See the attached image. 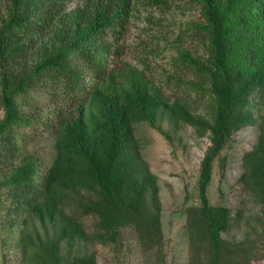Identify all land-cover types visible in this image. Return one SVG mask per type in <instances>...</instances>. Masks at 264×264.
I'll list each match as a JSON object with an SVG mask.
<instances>
[{"label": "trees", "instance_id": "16d2710c", "mask_svg": "<svg viewBox=\"0 0 264 264\" xmlns=\"http://www.w3.org/2000/svg\"><path fill=\"white\" fill-rule=\"evenodd\" d=\"M70 1L13 0L8 19L2 20L0 154L8 158L20 153L25 129L40 134L57 130L59 139L49 168L42 171L36 159H25L7 181L0 178V188L10 187L19 208L44 220L47 213L54 218L67 191L97 187L96 200L85 212L99 217L104 235L119 236L122 228L134 226L144 248L162 251L158 181L141 166L135 126L147 121L155 127L158 110L167 107L199 136L211 133L199 179L201 205L192 209L189 227L211 247L208 264H237L240 258H230L242 254L245 245L222 238L231 228V212L212 206L208 190L230 136L255 125L257 110L260 138L245 155L243 178L264 206V0H187L201 7L204 22L194 29L203 33L207 53L179 52L177 68L197 80L180 79L185 89L172 105L152 75L125 64L123 51L109 40L123 37L132 0H85L68 14ZM147 1L160 8L176 0ZM44 87L52 90L47 110L19 109L18 97ZM189 91L203 94L209 112L193 113L184 96ZM81 95L92 108L89 122ZM61 238L70 244L89 239L72 217L66 219ZM65 264L97 262L94 256H77Z\"/></svg>", "mask_w": 264, "mask_h": 264}, {"label": "rangeland", "instance_id": "374dc122", "mask_svg": "<svg viewBox=\"0 0 264 264\" xmlns=\"http://www.w3.org/2000/svg\"><path fill=\"white\" fill-rule=\"evenodd\" d=\"M13 5V0H0V29ZM84 5L85 0H71L66 13ZM203 22L201 7L187 0H176L160 8L150 7L147 0H132L123 37L119 42L109 40L116 42L115 49L119 47L123 51L125 64L152 75L165 93L166 103L172 105L185 89L180 79L183 82L197 80L192 73L177 68L179 52L188 49L194 55L206 56L204 35L194 29L195 24ZM1 71L0 64V75ZM171 77L174 80H170ZM50 91L44 87L18 97L19 109L25 113H30L33 107L47 110L51 104ZM59 93L56 92L58 97ZM184 96L190 99L189 107L194 114L205 115L208 109L203 94L189 91ZM81 97L87 107L89 122L92 108L88 97ZM254 113L255 125L236 130L230 136L214 164L208 190L212 206H223L231 212V228L222 233V238L245 245L241 248L242 254L239 252L238 257L230 258L235 262L240 258L237 264H264V206L243 178L245 155L258 144L261 133L260 115L257 110ZM3 118L0 102V122ZM34 131V128L22 130L26 141L21 145L20 153L8 158L0 154L2 181H7L25 159H36L43 171L57 158L59 132L40 134ZM135 135V149L144 163L141 166L145 165L158 181L162 251L144 248L134 226L122 228L119 236L104 235L99 217L85 212V206L96 200L97 187L90 192L77 188L67 191L63 204L60 202L55 208L54 218L50 219L51 215L47 213L41 220L30 209L19 208L10 187L2 186L0 264H65L77 256H94L97 264H208L211 247L189 225L192 209L201 205L199 179L202 162L212 145L211 133L199 136L194 127L180 120L167 107H162L157 113L156 126L147 121L140 122L135 126ZM68 217L82 224L88 240L77 239L70 244L67 238H61Z\"/></svg>", "mask_w": 264, "mask_h": 264}]
</instances>
